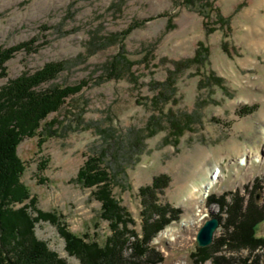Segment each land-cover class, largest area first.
<instances>
[{"label": "rangeland", "instance_id": "374dc122", "mask_svg": "<svg viewBox=\"0 0 264 264\" xmlns=\"http://www.w3.org/2000/svg\"><path fill=\"white\" fill-rule=\"evenodd\" d=\"M25 41L30 50L7 60L0 87L67 59L44 86L87 81L17 147L21 182L37 207L62 213L72 232L104 245L111 230L101 203L77 181L87 158L104 152L139 234L140 189L162 180L153 197L167 220L147 243L155 264H243L239 258L264 253L220 245L221 224L211 257L195 255L205 221L228 216L222 195L229 205L239 192L264 211V0H0V47ZM121 52L130 70L108 78ZM156 82L168 97L158 105ZM148 125L156 132L148 135ZM256 231L264 236V220ZM35 232L68 263L82 264L54 224L40 221Z\"/></svg>", "mask_w": 264, "mask_h": 264}, {"label": "trees", "instance_id": "16d2710c", "mask_svg": "<svg viewBox=\"0 0 264 264\" xmlns=\"http://www.w3.org/2000/svg\"><path fill=\"white\" fill-rule=\"evenodd\" d=\"M195 1L184 0L192 4ZM145 20L137 21L140 23ZM27 44L29 41L0 47V78L6 75L9 58L20 50H30ZM71 61L47 62L41 68L33 72L25 71L0 87V264H70L51 249L45 240L37 237L35 227L40 221H49L57 227L65 240L68 254L77 257L82 264H144L146 259L143 258H150L154 254V248L151 244L147 246V243L164 227L167 220V211L153 197L154 190L163 184L161 178H156L151 186L140 189L143 210L142 232L139 234L134 227L135 219L114 193V177L104 160L105 153L87 158L78 172L77 181L93 188L94 197L101 203L99 216L108 221L111 230L104 245L72 232L62 213L37 207V198L21 182L24 165L17 155L20 142L26 137L35 136L51 113L58 111L69 97L87 85L86 80H81L75 84L44 86L57 78ZM130 66L131 61L124 53L117 54L110 62L108 78L125 77ZM156 83L155 87L159 88L157 94L163 96L159 101L156 100L158 105L168 101V97H164L165 83ZM159 110L164 112V107ZM149 126L148 135L155 133L157 129ZM178 135H181V130ZM235 196L237 198H232V204L229 205L223 200V195L217 200L221 208L228 206V216L224 221L217 214L225 228L220 245L234 247L239 244L251 250L258 246L264 248V236H258L256 231L257 225L264 220V211L252 200L245 205V197L239 192ZM216 245L197 247L195 255L204 258L199 262L210 258V250ZM129 248L132 249V256L128 258L125 252ZM254 256L246 255L243 259L239 258V262L264 264V253ZM149 258V263L155 264Z\"/></svg>", "mask_w": 264, "mask_h": 264}, {"label": "water", "instance_id": "95a60500", "mask_svg": "<svg viewBox=\"0 0 264 264\" xmlns=\"http://www.w3.org/2000/svg\"><path fill=\"white\" fill-rule=\"evenodd\" d=\"M221 225V220L217 215L212 216L205 221L197 233L196 244L199 247H205L212 243L216 229Z\"/></svg>", "mask_w": 264, "mask_h": 264}]
</instances>
